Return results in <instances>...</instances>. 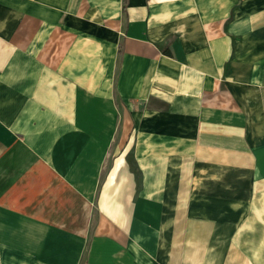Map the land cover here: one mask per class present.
<instances>
[{"label":"crops","instance_id":"crops-1","mask_svg":"<svg viewBox=\"0 0 264 264\" xmlns=\"http://www.w3.org/2000/svg\"><path fill=\"white\" fill-rule=\"evenodd\" d=\"M241 124L249 151L223 150ZM133 128L168 160L164 203L88 190ZM12 144L99 226L86 250L7 196L0 264H264V0H0V174Z\"/></svg>","mask_w":264,"mask_h":264},{"label":"rangeland","instance_id":"rangeland-1","mask_svg":"<svg viewBox=\"0 0 264 264\" xmlns=\"http://www.w3.org/2000/svg\"><path fill=\"white\" fill-rule=\"evenodd\" d=\"M115 101L117 105H120L117 98ZM240 122H243L241 116H239ZM243 128L241 124L239 126L240 141L222 143L223 150L231 148L237 152L249 151ZM147 131L149 132V129ZM136 132L138 133L137 129L133 128L125 146L119 133L114 140L104 143L103 168L93 183L88 186V190L97 195L103 190L109 192L110 186L115 185L116 190L110 193L112 198H116L119 192L117 184L130 177L136 183L135 197L145 196L164 203L167 193L165 190L147 188L152 182L162 183L158 187L164 185L165 176L159 173L163 172L164 164L168 160L151 158V152L147 150L149 140L145 141L148 137L141 140ZM11 151L14 153V158L5 165V172L0 174V199L5 200L8 196L13 208L20 213L83 235L87 250L99 226L97 202H85V198L79 191L63 184L45 165L33 162L18 144H12ZM165 152L167 151L161 144L156 153L160 155Z\"/></svg>","mask_w":264,"mask_h":264},{"label":"trees","instance_id":"trees-1","mask_svg":"<svg viewBox=\"0 0 264 264\" xmlns=\"http://www.w3.org/2000/svg\"><path fill=\"white\" fill-rule=\"evenodd\" d=\"M126 4V0H124V5Z\"/></svg>","mask_w":264,"mask_h":264}]
</instances>
